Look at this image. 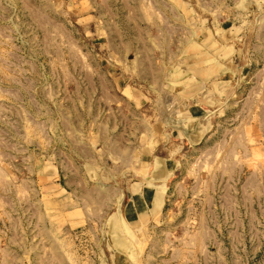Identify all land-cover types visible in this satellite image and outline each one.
<instances>
[{
  "label": "crops",
  "instance_id": "1",
  "mask_svg": "<svg viewBox=\"0 0 264 264\" xmlns=\"http://www.w3.org/2000/svg\"><path fill=\"white\" fill-rule=\"evenodd\" d=\"M208 3L207 18L169 0L75 6L104 59L87 63L82 106L50 129L43 169L18 184L15 223L0 221L16 232L1 264H90L92 251L98 264H138L143 251L179 264L264 228L250 218L264 212V97H236L244 43L264 41V22L235 16L264 0ZM231 120L240 148L213 144ZM5 198L2 189V212Z\"/></svg>",
  "mask_w": 264,
  "mask_h": 264
},
{
  "label": "rangeland",
  "instance_id": "2",
  "mask_svg": "<svg viewBox=\"0 0 264 264\" xmlns=\"http://www.w3.org/2000/svg\"><path fill=\"white\" fill-rule=\"evenodd\" d=\"M81 1L0 0V194L3 189L6 197V212L0 209V221L4 216L11 224L15 223L18 195L23 193V184L22 190L18 184L43 169L49 159L50 129L55 132L71 114L72 107L82 106L83 98L91 91L87 63L104 59L97 31L94 26L92 29L82 23L83 10L75 7ZM153 1L160 0H150ZM169 1L171 10H177L181 3L195 8L198 16L209 17V0ZM235 10V16L241 13L253 19L260 17L264 22V10ZM93 14L99 18L97 9ZM243 50L244 68L239 76L243 86L236 97L241 94L264 97V41L256 42L249 36ZM93 72L94 81H98L95 68ZM239 124V120L227 121L212 143L220 146L225 142L229 147L238 144L240 148L241 141L231 133ZM250 218L255 227L259 223L264 227V212ZM234 221L236 225V218ZM3 231H0V264L3 241L9 245L8 238L16 237L12 228ZM77 243L80 247L89 244L87 236L79 237ZM224 246L197 251L179 264H264V228H249L243 240L234 239L232 248ZM89 257L94 260L90 264H98L96 252H90ZM151 260L145 251L135 259L138 264H151Z\"/></svg>",
  "mask_w": 264,
  "mask_h": 264
}]
</instances>
